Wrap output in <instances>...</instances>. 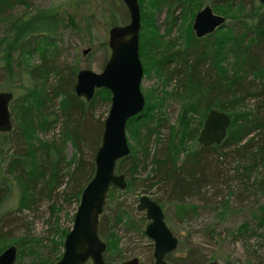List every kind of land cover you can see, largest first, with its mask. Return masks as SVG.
Returning a JSON list of instances; mask_svg holds the SVG:
<instances>
[{"label": "rangeland", "instance_id": "374dc122", "mask_svg": "<svg viewBox=\"0 0 264 264\" xmlns=\"http://www.w3.org/2000/svg\"><path fill=\"white\" fill-rule=\"evenodd\" d=\"M139 2L142 11L140 55L144 66L141 87L147 109L131 123L129 129L127 127V135L130 154L143 161L138 173L132 176L125 172L130 159L124 161L122 173L128 185L125 189L112 186L108 193L100 216L101 237L108 244V251L104 254L106 261L108 264H121L138 257L140 264H156L154 241L145 232L150 220L145 211L138 208L141 196L148 195L161 199L166 222L180 240L182 247L170 254L171 259L186 256L191 245L195 248L194 254L202 256V264L211 261L219 264H264V163L253 164L251 158L232 155L218 158L216 152H212L209 156L212 167L218 165L219 168L211 187L188 197L184 203L170 201L168 187L160 182L151 185V182L144 181L153 175L155 159L163 157L166 147H170L171 141H167L170 126L177 125L184 103L192 101L185 93L179 95L182 90L178 88V81L168 80L157 62L163 53L191 45V40L197 36L193 29L197 11L209 2L185 0L172 10V14L170 6L163 0ZM216 12L225 16L233 10L217 9ZM34 14L54 19L56 29L45 33L51 37L39 40L36 50L32 47V51L23 56L16 53L13 72L0 58V92L14 94L10 104L12 130L0 131V175L15 148L22 152L29 146L28 140L38 143V139L52 140L55 136L66 158L62 164L65 179L51 200L37 193L35 201L29 206H22L21 199L30 193L26 189L22 193L21 184L12 179L13 188L0 209L3 216L1 225L5 226L2 230L5 233H1L0 237V250L2 252L10 245L17 246L15 264H56L64 250L60 245L62 232L73 227V217L80 204L76 198L67 195L72 186L67 173L71 167L66 162L73 158L76 151L71 141L61 143L59 126L32 131L31 116L22 114V100L29 88L35 86L44 90L48 87L47 84L42 85L43 77L40 78L45 65L46 68L49 65L52 67L49 82L56 80L57 70L69 77L75 70V81L83 68L101 72L111 54L109 31L115 25L128 23L129 11L124 0H0V40L17 18H28ZM229 22L227 19L225 25ZM224 30L218 31L224 33ZM233 62L234 58L230 55L218 60L219 72L228 80ZM256 81L264 82V75ZM48 105L50 107L51 103ZM247 106L250 110L254 109L255 101L249 100ZM110 107L111 98L105 100L104 95L96 94L91 118L104 123ZM36 110H33L32 118L37 116ZM202 113V107L199 112L191 113L187 131L194 141L198 140L204 124ZM194 146L195 143L186 138L182 144L185 150L180 153V158H185L186 152ZM85 155L89 160L95 159L87 147Z\"/></svg>", "mask_w": 264, "mask_h": 264}, {"label": "trees", "instance_id": "16d2710c", "mask_svg": "<svg viewBox=\"0 0 264 264\" xmlns=\"http://www.w3.org/2000/svg\"><path fill=\"white\" fill-rule=\"evenodd\" d=\"M163 1L170 6L171 14L176 6L185 2V0ZM208 2L215 11L233 10L225 15L230 22L222 28L225 29L224 33L217 30L205 37L196 36L191 40V45L163 53L157 62L158 68L166 74L168 80L178 81V88L182 90L179 95L185 93L192 101L184 103L177 119L178 127L176 124L170 126L167 139L168 142L171 141L170 147H166L163 157L155 159L156 167L153 175L148 176L144 181L151 182V185L160 182L168 187L169 200L177 203H184L188 197L211 187L216 169L219 168L218 165L212 167V162L209 160L212 152H216L218 158L232 155L243 159L251 158L253 164L264 163V82L256 81L258 77L264 75V3L260 0H208ZM24 17L17 18L0 40V54L3 53L0 58L6 61V66L11 72L14 69L16 53L23 56L24 53L31 52L32 47L36 50L39 40L51 37L45 33H52L56 29V21L54 22L49 16L34 14L28 18ZM190 31L192 33L193 29ZM31 42H35V45L32 46ZM226 55L234 58L230 80L221 75L218 69V60ZM49 66V68L44 66L43 74L40 76L43 77L42 85L47 84L48 87L38 90L34 86L27 90L22 100V114L25 117L31 116L32 131L38 128L55 129L59 126L61 143L72 142L76 152L73 158L66 162L71 167L67 173L72 186L71 192L67 195L76 198L79 202L85 186L93 178L96 169L95 159L86 158L85 147L89 148L95 157L102 142L104 123L95 122L91 118L95 97L87 101L75 93L76 71L74 70L69 77L61 70H57L56 80L49 82L52 73V67ZM97 94L104 95L105 100L111 98V92L106 88L99 89ZM249 100L255 101V108L252 110L247 106ZM200 107L203 108V118H206L214 108L225 111L231 116V127L221 144L204 146L198 140L194 141L193 136L188 134L191 113L199 112ZM34 109H37V116L32 118ZM146 109L142 115L146 113ZM136 119L138 118L129 120L128 129ZM186 138H190L195 146L186 152L185 158L181 159L180 153L185 150L182 144ZM28 141L29 146L22 152L17 148L13 150L8 157L5 170L0 175V209L13 188L12 179L21 184L22 193L24 189L30 193L29 196H22V206H29L35 201L37 193L51 200L53 193L64 183L65 174L62 164L66 158L57 137L54 136L52 140L38 139V143ZM128 159L130 165L125 172L131 176L138 173L143 160L133 154L118 161L117 173L123 172V162ZM155 200L161 205V199L155 198ZM101 217L99 232L102 236ZM74 218L75 215L73 220ZM2 219L3 216L0 214V237L1 233H5L2 231L5 228L1 225ZM68 232L69 230L62 232L63 240ZM63 240L60 243L62 247H64ZM181 247L180 244L178 248ZM194 251L195 248L190 245L186 256L171 259L169 254L167 262L202 264V256H197Z\"/></svg>", "mask_w": 264, "mask_h": 264}, {"label": "water", "instance_id": "95a60500", "mask_svg": "<svg viewBox=\"0 0 264 264\" xmlns=\"http://www.w3.org/2000/svg\"><path fill=\"white\" fill-rule=\"evenodd\" d=\"M264 3V0H260ZM129 11V22L115 25L109 31L111 54L101 72L90 68L79 70L75 93L91 101L99 89L111 92V107L104 122L102 142L95 154V174L85 186L75 214L74 224L65 237L64 250L57 264H107L105 252L108 244L99 232L100 216L104 211L107 196L112 186L125 189L126 176L117 173L120 159L131 153L127 135L130 119L141 117L146 109L142 91L144 66L140 55V32L142 15L139 0H124ZM227 19L218 14L211 4L197 11L193 29L197 37H205L225 27ZM13 92H0V131L12 130L11 101ZM231 116L220 109H211L205 118L198 141L204 146L221 144L231 127ZM150 220L146 234L154 241L156 264H167L166 256L178 249L179 238L166 222L162 206L148 195L141 196L138 204ZM18 248L10 245L0 253V264H15ZM121 264H140L138 257ZM207 264H219L211 261Z\"/></svg>", "mask_w": 264, "mask_h": 264}, {"label": "flooded vegetation", "instance_id": "af4514ba", "mask_svg": "<svg viewBox=\"0 0 264 264\" xmlns=\"http://www.w3.org/2000/svg\"><path fill=\"white\" fill-rule=\"evenodd\" d=\"M171 254V253H170ZM169 255V254H168ZM166 260H167V256H166ZM167 264H169V262L167 263Z\"/></svg>", "mask_w": 264, "mask_h": 264}]
</instances>
